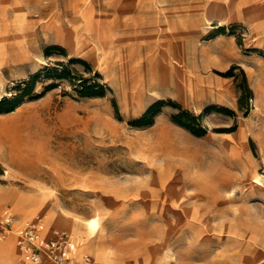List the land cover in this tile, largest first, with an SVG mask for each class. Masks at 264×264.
<instances>
[{
    "label": "rangeland",
    "instance_id": "obj_1",
    "mask_svg": "<svg viewBox=\"0 0 264 264\" xmlns=\"http://www.w3.org/2000/svg\"><path fill=\"white\" fill-rule=\"evenodd\" d=\"M5 100L0 264L64 216L104 264H264V0H0Z\"/></svg>",
    "mask_w": 264,
    "mask_h": 264
},
{
    "label": "built area",
    "instance_id": "obj_2",
    "mask_svg": "<svg viewBox=\"0 0 264 264\" xmlns=\"http://www.w3.org/2000/svg\"><path fill=\"white\" fill-rule=\"evenodd\" d=\"M0 221L2 237L10 230L14 214L9 208L2 210ZM44 220L36 217L25 221L17 230L18 245L21 250V264H104L96 258L83 254L78 257L74 253L75 236L64 230L51 228L47 235ZM1 237V236H0Z\"/></svg>",
    "mask_w": 264,
    "mask_h": 264
},
{
    "label": "bare ground",
    "instance_id": "obj_3",
    "mask_svg": "<svg viewBox=\"0 0 264 264\" xmlns=\"http://www.w3.org/2000/svg\"><path fill=\"white\" fill-rule=\"evenodd\" d=\"M258 177L259 176H256V178H258ZM49 206H51V205H49ZM39 208L41 210H46L48 212V215H49L48 218L50 220H52L53 217H56V214L54 212H52L51 210H48L46 205L41 204L39 206ZM63 219H64V221H63L64 227H66L72 231L80 233L79 236L75 237L76 242H77L76 244H78V243L81 244V245L78 244L79 246L77 245L78 246V253L80 255H83L84 253L89 252L92 255H94L95 257L104 259L106 261H108V259H110L108 256L109 254H106L107 252L105 253L103 251L104 247L102 245H100V242L95 240L97 238V236H95V235H97L96 232H97V229L99 228V223H100L99 218L94 217V218L90 219L87 223L82 224V225H80L78 223H74L72 219H69L65 216L63 217ZM70 233H72V232H70ZM82 234H83V237L81 236ZM73 235L75 236V234H73Z\"/></svg>",
    "mask_w": 264,
    "mask_h": 264
},
{
    "label": "trees",
    "instance_id": "obj_4",
    "mask_svg": "<svg viewBox=\"0 0 264 264\" xmlns=\"http://www.w3.org/2000/svg\"><path fill=\"white\" fill-rule=\"evenodd\" d=\"M29 87L25 88V91H29ZM85 95H90L89 92H85ZM15 101L12 102H8V101H1L0 103V109L1 110H8L9 108H11L13 106ZM158 105H153L151 108H149V110L145 113V115L139 120V123H143V122H147V120L149 119V117L155 115L157 113L158 110L157 109Z\"/></svg>",
    "mask_w": 264,
    "mask_h": 264
},
{
    "label": "crops",
    "instance_id": "obj_5",
    "mask_svg": "<svg viewBox=\"0 0 264 264\" xmlns=\"http://www.w3.org/2000/svg\"><path fill=\"white\" fill-rule=\"evenodd\" d=\"M78 257H81V256H78Z\"/></svg>",
    "mask_w": 264,
    "mask_h": 264
}]
</instances>
